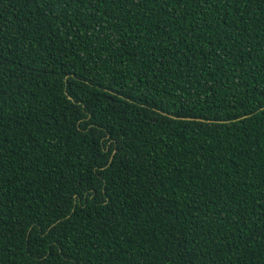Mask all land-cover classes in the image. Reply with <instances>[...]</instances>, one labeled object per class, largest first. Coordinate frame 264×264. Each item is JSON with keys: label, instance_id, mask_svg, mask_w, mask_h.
I'll use <instances>...</instances> for the list:
<instances>
[{"label": "trees", "instance_id": "obj_1", "mask_svg": "<svg viewBox=\"0 0 264 264\" xmlns=\"http://www.w3.org/2000/svg\"><path fill=\"white\" fill-rule=\"evenodd\" d=\"M0 264H264V0H0Z\"/></svg>", "mask_w": 264, "mask_h": 264}, {"label": "water", "instance_id": "obj_2", "mask_svg": "<svg viewBox=\"0 0 264 264\" xmlns=\"http://www.w3.org/2000/svg\"><path fill=\"white\" fill-rule=\"evenodd\" d=\"M161 113L166 114V113H164V112H161ZM166 115L169 116V117H171V118H176V117H174V116H172V115H169V114H166ZM247 116H249V115L242 116V117H240V118L235 119L234 121L239 120V119H243V118H245V117H247ZM177 119H181V120H198L197 118H189V117H177ZM114 152H115V151H113V154H114ZM113 154L111 155L110 160L112 159Z\"/></svg>", "mask_w": 264, "mask_h": 264}]
</instances>
